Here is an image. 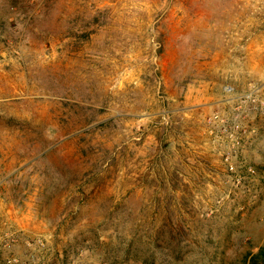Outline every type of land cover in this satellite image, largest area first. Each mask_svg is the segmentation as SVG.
<instances>
[{
	"label": "rangeland",
	"instance_id": "rangeland-1",
	"mask_svg": "<svg viewBox=\"0 0 264 264\" xmlns=\"http://www.w3.org/2000/svg\"><path fill=\"white\" fill-rule=\"evenodd\" d=\"M263 101L264 0H0V264H251Z\"/></svg>",
	"mask_w": 264,
	"mask_h": 264
},
{
	"label": "trees",
	"instance_id": "trees-1",
	"mask_svg": "<svg viewBox=\"0 0 264 264\" xmlns=\"http://www.w3.org/2000/svg\"><path fill=\"white\" fill-rule=\"evenodd\" d=\"M251 264H264V247H261L255 254L250 258Z\"/></svg>",
	"mask_w": 264,
	"mask_h": 264
},
{
	"label": "built area",
	"instance_id": "built-area-1",
	"mask_svg": "<svg viewBox=\"0 0 264 264\" xmlns=\"http://www.w3.org/2000/svg\"><path fill=\"white\" fill-rule=\"evenodd\" d=\"M262 103L264 104V101Z\"/></svg>",
	"mask_w": 264,
	"mask_h": 264
}]
</instances>
